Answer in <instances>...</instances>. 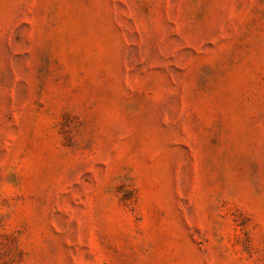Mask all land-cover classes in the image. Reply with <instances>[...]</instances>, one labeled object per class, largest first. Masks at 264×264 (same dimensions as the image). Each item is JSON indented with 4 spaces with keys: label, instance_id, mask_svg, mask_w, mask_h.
Returning a JSON list of instances; mask_svg holds the SVG:
<instances>
[{
    "label": "rangeland",
    "instance_id": "1",
    "mask_svg": "<svg viewBox=\"0 0 264 264\" xmlns=\"http://www.w3.org/2000/svg\"><path fill=\"white\" fill-rule=\"evenodd\" d=\"M0 264H264V0H0Z\"/></svg>",
    "mask_w": 264,
    "mask_h": 264
}]
</instances>
